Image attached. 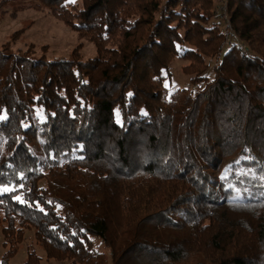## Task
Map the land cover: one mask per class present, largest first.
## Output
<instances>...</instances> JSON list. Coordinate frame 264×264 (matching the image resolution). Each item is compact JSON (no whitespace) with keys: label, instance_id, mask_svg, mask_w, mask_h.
Instances as JSON below:
<instances>
[{"label":"trees","instance_id":"trees-1","mask_svg":"<svg viewBox=\"0 0 264 264\" xmlns=\"http://www.w3.org/2000/svg\"><path fill=\"white\" fill-rule=\"evenodd\" d=\"M36 1L97 55L0 47L2 264H264V0Z\"/></svg>","mask_w":264,"mask_h":264},{"label":"rangeland","instance_id":"rangeland-1","mask_svg":"<svg viewBox=\"0 0 264 264\" xmlns=\"http://www.w3.org/2000/svg\"><path fill=\"white\" fill-rule=\"evenodd\" d=\"M215 18L228 33V37L232 35L228 26V13L226 12V0H214ZM23 29L20 38L14 40L12 47L16 49H27L32 46L37 55L47 53L50 59H65L71 57L72 51L80 43L83 44L82 54L84 59L93 58L97 55L96 46L87 39H81L78 32L72 30L66 23L55 17L52 12L36 0H0V47L7 41L11 40L13 35ZM229 41V39H228ZM186 61L176 60L172 64V77L166 81L170 90L176 88H189L197 91L200 85L192 84L190 76L183 67ZM206 73L209 77H213L212 67ZM45 185V181H41ZM99 249L104 251L105 256L111 255L108 248L104 247L101 240L94 238ZM5 237L2 233V225H0V264L4 253L8 250V246L4 244ZM30 247H34L42 256V264H55L54 261L46 259V253L40 248L35 240L34 231L26 230L25 239L20 243L18 252L9 259L8 264H23L27 258V252ZM111 258V257H110ZM110 264H114L112 261Z\"/></svg>","mask_w":264,"mask_h":264},{"label":"built area","instance_id":"built-area-1","mask_svg":"<svg viewBox=\"0 0 264 264\" xmlns=\"http://www.w3.org/2000/svg\"><path fill=\"white\" fill-rule=\"evenodd\" d=\"M243 50L245 51V50H246V48H245V47H243Z\"/></svg>","mask_w":264,"mask_h":264},{"label":"snow or ice","instance_id":"snow-or-ice-1","mask_svg":"<svg viewBox=\"0 0 264 264\" xmlns=\"http://www.w3.org/2000/svg\"><path fill=\"white\" fill-rule=\"evenodd\" d=\"M72 2H74V0H72Z\"/></svg>","mask_w":264,"mask_h":264}]
</instances>
